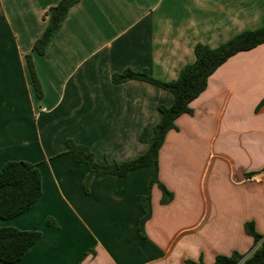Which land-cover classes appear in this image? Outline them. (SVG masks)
<instances>
[{
	"label": "crops",
	"instance_id": "1",
	"mask_svg": "<svg viewBox=\"0 0 264 264\" xmlns=\"http://www.w3.org/2000/svg\"><path fill=\"white\" fill-rule=\"evenodd\" d=\"M61 0H0V170L9 161L38 166L43 196L0 227L45 228L14 264H213L264 240V43L229 58L176 120L159 153L151 216L141 231L151 167L120 177L75 162L66 141L88 147L99 164L145 154L171 92L130 80L126 69L175 80L199 43L217 47L264 26V0H79L38 55L46 12ZM43 96L37 98L26 56ZM148 129L147 142L141 135ZM238 152L239 166L229 161ZM242 159L240 160V156ZM214 161H217L213 168ZM0 264H6L0 262Z\"/></svg>",
	"mask_w": 264,
	"mask_h": 264
},
{
	"label": "trees",
	"instance_id": "2",
	"mask_svg": "<svg viewBox=\"0 0 264 264\" xmlns=\"http://www.w3.org/2000/svg\"><path fill=\"white\" fill-rule=\"evenodd\" d=\"M79 0H61L51 7L45 14L46 28L35 45L38 55L45 53L46 46L52 37L59 31L70 9ZM264 43V26L243 31L227 42L210 47L206 44H197L194 49L195 61L187 64L175 80L163 81L153 77L147 70L134 71L126 69L122 73L113 75V82L121 84L130 80H139L153 84L171 92L174 102L171 106L158 107L161 119L153 129V137L147 152L135 159L125 162H107L99 164L92 151L83 145L76 144L68 139L66 145L68 152L75 162L84 163L89 167L84 190L89 191L92 177L97 172H104L116 176H126L131 171L142 167H151L152 176L149 183L148 195L142 197L141 205L144 217L141 222V231L147 219L151 216V188L158 184L162 190V202H170L173 194L159 180V153L167 134L177 130L176 120L183 114H193L191 103L198 98L207 88L210 76L229 58L240 53L252 50ZM30 76L39 98L43 96L41 83L38 79L32 56H26ZM264 100L262 101V104ZM148 129L141 135V141L147 142ZM43 195L42 176L37 165L26 161H9L0 170V219L17 217L30 209ZM246 231L256 243L258 248L247 258L235 252L231 256H217L213 264H264V240L255 231L253 223L246 224ZM42 236L39 231H26L14 227H0V262L14 264L22 260L28 249ZM203 264V263H191Z\"/></svg>",
	"mask_w": 264,
	"mask_h": 264
},
{
	"label": "rangeland",
	"instance_id": "3",
	"mask_svg": "<svg viewBox=\"0 0 264 264\" xmlns=\"http://www.w3.org/2000/svg\"><path fill=\"white\" fill-rule=\"evenodd\" d=\"M26 62H27V59H26ZM31 81H32V79H31ZM32 84H33V82H32ZM33 90H34V92L36 94L34 85H33ZM36 96H37V94H36ZM37 98H39V97L37 96ZM241 159H242V155L240 156V160ZM229 161H231L234 164V166H236V167L239 166V164H240V162H239V156H238V152L236 150H234V153L230 154ZM216 164H217V161H214L213 168H215ZM42 190H43V188H42ZM0 220H4V219H0ZM60 227H61V223H59V221L54 216L47 215V216H45L43 218V221L41 223V226H40V223H39L38 226H36V228H33L31 230H26V231H39V232L43 233V229H45V228H58L59 229Z\"/></svg>",
	"mask_w": 264,
	"mask_h": 264
}]
</instances>
